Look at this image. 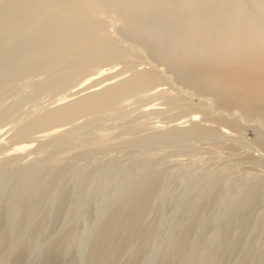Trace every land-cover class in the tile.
Listing matches in <instances>:
<instances>
[{
    "label": "bare ground",
    "instance_id": "bare-ground-1",
    "mask_svg": "<svg viewBox=\"0 0 264 264\" xmlns=\"http://www.w3.org/2000/svg\"><path fill=\"white\" fill-rule=\"evenodd\" d=\"M0 264H264V0H0Z\"/></svg>",
    "mask_w": 264,
    "mask_h": 264
}]
</instances>
